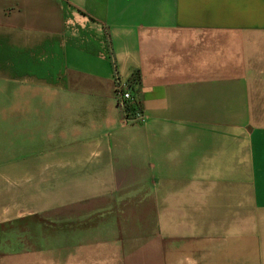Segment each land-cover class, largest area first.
<instances>
[{"label": "crops", "instance_id": "1", "mask_svg": "<svg viewBox=\"0 0 264 264\" xmlns=\"http://www.w3.org/2000/svg\"><path fill=\"white\" fill-rule=\"evenodd\" d=\"M0 264H264V0H0Z\"/></svg>", "mask_w": 264, "mask_h": 264}, {"label": "built area", "instance_id": "2", "mask_svg": "<svg viewBox=\"0 0 264 264\" xmlns=\"http://www.w3.org/2000/svg\"><path fill=\"white\" fill-rule=\"evenodd\" d=\"M114 96L116 103L123 113L125 122H136L142 119V113L139 109L128 111L129 106H133L135 103L131 95V84L128 81H124L117 75L114 76Z\"/></svg>", "mask_w": 264, "mask_h": 264}, {"label": "trees", "instance_id": "3", "mask_svg": "<svg viewBox=\"0 0 264 264\" xmlns=\"http://www.w3.org/2000/svg\"><path fill=\"white\" fill-rule=\"evenodd\" d=\"M135 77L137 78V75H135ZM139 109V106L137 104H134L133 106H129L127 108V110L130 112V111H133V110H137Z\"/></svg>", "mask_w": 264, "mask_h": 264}]
</instances>
